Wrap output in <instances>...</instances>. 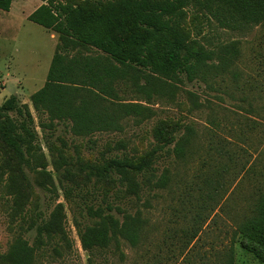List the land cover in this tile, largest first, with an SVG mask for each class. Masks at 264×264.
<instances>
[{
  "label": "rangeland",
  "instance_id": "1",
  "mask_svg": "<svg viewBox=\"0 0 264 264\" xmlns=\"http://www.w3.org/2000/svg\"><path fill=\"white\" fill-rule=\"evenodd\" d=\"M46 1L14 0L10 10L0 9V106L17 96L22 112L13 109L5 114L21 136L26 135L21 126L27 122L37 149L35 154L25 150L29 163L17 164L0 138V264H10L6 255L18 238L34 244L35 231L28 225L48 220L56 205L64 236L55 235L49 246L37 250L40 264H214L229 260L231 248L234 264H264L242 246L237 233L264 186V23L224 27L208 11L187 8L181 30L210 53L208 63L216 64L207 80L188 81L182 75L181 81H172L139 67L140 74L154 76L156 92L149 98L138 93L129 74L118 85V93L123 102L135 101L150 110L122 118L119 129L79 133L70 118H52L32 102L57 51L97 55L93 47L63 49L59 33L29 20V14ZM114 1L84 4L93 9V4L101 7ZM163 125L171 126L165 138L159 135ZM181 138L186 144L184 159L175 150ZM219 144L229 154L220 151ZM148 154L147 171L135 177L137 193L128 191L127 182H119L117 174L116 182L93 178L85 183L80 176L63 183L57 179L60 157L77 172L81 162L99 165L114 157L138 160ZM165 174L168 180L162 185ZM206 177L225 184L214 208L205 210L210 215L199 224L195 237L194 216L211 189L204 183ZM108 204L121 224L140 227V238L132 245L122 234L109 231L106 244L94 245L89 252L82 246L81 232L97 225L98 218L88 207ZM138 212L140 222L123 217Z\"/></svg>",
  "mask_w": 264,
  "mask_h": 264
},
{
  "label": "trees",
  "instance_id": "2",
  "mask_svg": "<svg viewBox=\"0 0 264 264\" xmlns=\"http://www.w3.org/2000/svg\"><path fill=\"white\" fill-rule=\"evenodd\" d=\"M13 1L0 0V9L10 10ZM49 1L34 10L28 16L29 20L59 33L64 43L63 49L69 46L93 47L97 55L70 56L61 50L57 51L44 86L31 98L37 110L48 112L52 118H70L79 133L119 129L122 118L143 116L150 110L135 101L123 102L118 93V85L129 74L133 76L138 93H144L149 98L156 92L154 76L140 74L139 67L172 81H181L182 75L188 81L207 80L216 64L208 63L210 53L196 41H191L181 30L180 24L187 8L208 11L224 27L264 23V0H116L101 7L93 4V9L84 4L89 0H78L77 3L84 5H53ZM141 78L145 79V83H139ZM159 79L162 82L165 80ZM17 100V96L12 95L0 106V138L15 157L16 163L23 164L29 163L24 151L35 154L37 149L32 144L35 133L28 128L27 122L21 126L26 135L21 136L5 114V110L13 109L22 112L17 107ZM26 116H30V113L26 112ZM169 127L163 125L159 128L162 138L168 137ZM172 129H177V126ZM184 142L185 139L183 141L181 138L175 149L182 159L187 155ZM219 148L229 154L225 145L219 144ZM60 159L62 161H58L57 167L59 183L73 181L78 176L85 183L93 178L109 182H116L118 178L119 182H127L128 191L137 193L139 183L135 177L147 171L150 155L138 160L114 157L99 165L81 162L77 172L68 167L63 157ZM63 164L66 167H61ZM224 170L228 171V167ZM116 174L119 177L115 178ZM166 177L165 174L160 180L162 183H159L165 185L168 180ZM204 183L211 189L200 204L201 211H197L194 216L195 237L200 230L199 224L210 215L205 210L214 208L213 202H218L219 188H223L225 181L206 177ZM69 189L73 190L71 187ZM107 206L88 207L89 214L98 218L97 225H88L81 232L82 246L89 252L93 251L94 245L106 244L105 234L109 231L113 236L122 234L132 245H136L140 238V227H129L127 222L121 224L118 216L111 211L110 204ZM59 209V205H56L48 220H35L28 225V230L35 231L34 244L18 238L6 255L10 264H40L36 259L37 250L49 246L55 235L64 236ZM140 215L138 212L136 216L123 214V217L140 222ZM237 233L242 239V246L264 261V186L258 190L250 212L239 224ZM229 252V260L214 264H234L233 249Z\"/></svg>",
  "mask_w": 264,
  "mask_h": 264
},
{
  "label": "crops",
  "instance_id": "3",
  "mask_svg": "<svg viewBox=\"0 0 264 264\" xmlns=\"http://www.w3.org/2000/svg\"><path fill=\"white\" fill-rule=\"evenodd\" d=\"M44 3H46V2H42L40 5H38V7L41 6V5L44 4ZM38 7H37V8H38ZM37 8H36V9H37ZM36 9H35V10H36ZM29 15H30V14H29ZM42 27H43V26H42Z\"/></svg>",
  "mask_w": 264,
  "mask_h": 264
}]
</instances>
